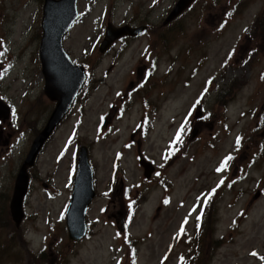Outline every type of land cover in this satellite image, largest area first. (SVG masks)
Wrapping results in <instances>:
<instances>
[{"label": "rangeland", "instance_id": "rangeland-1", "mask_svg": "<svg viewBox=\"0 0 264 264\" xmlns=\"http://www.w3.org/2000/svg\"><path fill=\"white\" fill-rule=\"evenodd\" d=\"M176 1L78 0L63 46L87 80L28 169L15 228L14 181L55 103L39 61L44 0H0V99L10 109L0 119V264H180L186 246L175 236L181 225L194 232L212 189L204 232L189 248L195 264H264V34L246 31L261 2L227 16L197 0L164 25ZM108 25L145 33L100 53ZM81 147L95 197L86 235L71 241L65 211Z\"/></svg>", "mask_w": 264, "mask_h": 264}, {"label": "water", "instance_id": "water-1", "mask_svg": "<svg viewBox=\"0 0 264 264\" xmlns=\"http://www.w3.org/2000/svg\"><path fill=\"white\" fill-rule=\"evenodd\" d=\"M77 1L44 0L43 2L39 61L44 78V94L55 105L44 128L32 141L14 181L9 202V214L15 228L20 226L25 216L23 202L28 191V169L34 166L46 141L71 110L86 81L84 68L73 63L63 47L65 36L79 18ZM193 1L178 0L163 24L167 25L180 16ZM144 30V27L134 28L125 25L115 28L108 25L99 45V51L103 53L116 40L126 36H138ZM114 112L112 111L106 118V124L111 121ZM9 114V107L0 100V119H8ZM200 116L201 110L200 107H197L195 118ZM197 132V128H194L192 136H196ZM142 166L145 177L149 178L154 172V167L148 162H142ZM94 197L93 170L89 164L86 149L81 147L77 157L71 197L65 212V225L69 240L80 241L86 235V213ZM113 216L120 221V230L124 232L126 224L123 213L116 212Z\"/></svg>", "mask_w": 264, "mask_h": 264}, {"label": "flooded vegetation", "instance_id": "flooded-vegetation-1", "mask_svg": "<svg viewBox=\"0 0 264 264\" xmlns=\"http://www.w3.org/2000/svg\"><path fill=\"white\" fill-rule=\"evenodd\" d=\"M177 1L175 2V4L177 3ZM196 1L197 0H194L185 11L189 10L190 7ZM250 1H260L261 6L259 8H255L253 10L255 18H254V21H253L251 28L249 30L247 29L246 31H255L256 32L257 28H262L259 30L262 32V35H263L264 34V0H212L211 7L216 8V7L221 6L220 11H221L222 15L238 16V15H242L244 13V11H246L250 7V5H251ZM174 5H173V7H174ZM69 193H70V175H69Z\"/></svg>", "mask_w": 264, "mask_h": 264}, {"label": "trees", "instance_id": "trees-1", "mask_svg": "<svg viewBox=\"0 0 264 264\" xmlns=\"http://www.w3.org/2000/svg\"><path fill=\"white\" fill-rule=\"evenodd\" d=\"M215 190L216 189H212L210 191V194L208 195V197L206 198L205 201H207V203H204L203 207L200 208V212L198 214L199 220L197 219L196 223H195V227H194V232L193 230L190 233H187L185 231V227H183L184 231L181 233V229L178 231L177 235L175 236V242L177 244L183 242L186 246V251L184 252L185 255H182L180 258V264H195V258H193L192 254L194 253V251L189 252V248L191 246H195L196 247V243L198 238L201 237L202 232H204V223L206 221L207 218V211L209 210L210 206L212 205V203H214L215 201ZM133 245V244H132Z\"/></svg>", "mask_w": 264, "mask_h": 264}, {"label": "snow or ice", "instance_id": "snow-or-ice-1", "mask_svg": "<svg viewBox=\"0 0 264 264\" xmlns=\"http://www.w3.org/2000/svg\"><path fill=\"white\" fill-rule=\"evenodd\" d=\"M0 55H3V53H0ZM262 78H264V77H262ZM179 139H180V137H179V135H178V136H177V140H179ZM237 143L239 144V138H238V140H237ZM231 159H232L231 156L227 157V158L225 159V161L222 162L221 168L217 169V171H221V170H223V168L226 167L228 161H230ZM221 183H223V181H221ZM205 203H207V201H205ZM197 219L199 220V217H197ZM185 222H187V221H185ZM180 231H181V233L184 231V229H183V225L181 226V230H180ZM251 255L255 256L256 253H251Z\"/></svg>", "mask_w": 264, "mask_h": 264}, {"label": "bare ground", "instance_id": "bare-ground-1", "mask_svg": "<svg viewBox=\"0 0 264 264\" xmlns=\"http://www.w3.org/2000/svg\"><path fill=\"white\" fill-rule=\"evenodd\" d=\"M30 8H32V5L30 6ZM182 119V118H181Z\"/></svg>", "mask_w": 264, "mask_h": 264}]
</instances>
